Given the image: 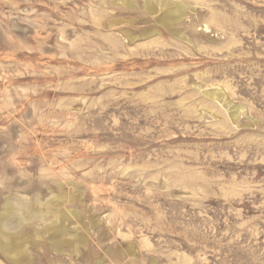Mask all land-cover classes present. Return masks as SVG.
<instances>
[{
  "label": "rangeland",
  "instance_id": "1",
  "mask_svg": "<svg viewBox=\"0 0 264 264\" xmlns=\"http://www.w3.org/2000/svg\"><path fill=\"white\" fill-rule=\"evenodd\" d=\"M158 1L0 0V264H264V0Z\"/></svg>",
  "mask_w": 264,
  "mask_h": 264
},
{
  "label": "bare ground",
  "instance_id": "2",
  "mask_svg": "<svg viewBox=\"0 0 264 264\" xmlns=\"http://www.w3.org/2000/svg\"><path fill=\"white\" fill-rule=\"evenodd\" d=\"M152 1H154V0H146V2H145V6H147V7H150V4L152 3ZM167 2V0H159L158 1V3H160L161 5H163L164 3H165V5H168L169 3H166ZM179 2V1H178ZM154 3V2H153ZM184 3V2H183ZM158 5V4H157ZM164 7V6H163ZM163 7H161V8H163ZM184 6L183 5H180V4H176L175 6L173 5H170V6H168V8H167V10H166V12L164 13V16H163V21L168 25V24H171L174 20H176V19H178L179 17H180V15L182 14V11H183V8ZM160 8V9H161ZM188 8V7H187ZM157 12H158V10H157ZM185 16V15H184ZM182 19V18H181ZM176 22V21H175ZM187 38V37H186ZM215 90L214 91H207L206 90V93L208 94V95H211V96H213V97H215L216 98V100L217 99H219L220 101H223L224 99H225V97H224V94H218V93H216L217 91H216V88H214ZM219 90V89H218ZM220 90H221V92H223L222 91V89L220 88ZM219 90V91H220ZM218 91V92H219ZM205 93V94H206ZM209 99V98H208ZM215 100V101H216ZM225 101H226V99H225ZM228 104V103H227ZM227 104H226V106H227ZM230 104V103H229ZM232 104V103H231ZM232 106V105H231ZM228 107V106H227ZM226 107V108H227ZM236 108H237V106H236ZM228 109H229V107H228ZM238 109V108H237ZM237 111V110H236ZM232 112V116H231V118L233 117V118H236V117H238L237 116V113H238V111L237 112ZM240 111V110H239ZM229 113V112H228ZM231 113V112H230ZM230 115V114H229ZM233 120V119H232ZM5 207H7V210H8V207H9V204L8 203H6V206ZM6 210V211H7ZM37 210V209H36ZM41 210V209H40ZM11 211V210H10ZM2 216H4V215H2ZM65 218V217H64ZM60 219H61V217H60ZM59 219V220H60ZM20 220V219H19ZM1 221V220H0ZM55 224V229L57 230V232L59 231L60 232V234H62V231H63V229L66 227V225H65V227L63 228L62 227V225H60V224H56V223H54ZM3 228V227H2ZM4 231V230H3ZM66 232V231H65ZM7 239V238H6ZM14 244V243H13ZM11 245V244H10ZM10 245L8 246V245H6V247L7 248H10ZM11 253V252H10ZM11 254H13V253H11ZM15 255V254H14ZM15 258V257H14Z\"/></svg>",
  "mask_w": 264,
  "mask_h": 264
}]
</instances>
